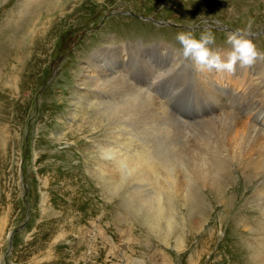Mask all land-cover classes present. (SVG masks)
<instances>
[{"label":"rangeland","instance_id":"rangeland-1","mask_svg":"<svg viewBox=\"0 0 264 264\" xmlns=\"http://www.w3.org/2000/svg\"><path fill=\"white\" fill-rule=\"evenodd\" d=\"M48 1L0 0V264H256L264 257V199L255 193L264 191V177L246 179L232 164L228 199L236 196L235 201L224 203L197 188L205 194V206L199 213L176 204V231L166 239L152 233L155 228L149 229L144 221L142 199L148 188L137 189L129 179L122 185L110 183L113 194L106 190L107 183L96 176L95 159L100 160L102 146L122 138L112 140L107 134V128L115 126L113 119L98 115L97 105L102 96L121 109L128 107L126 98L144 99L141 91L123 83L100 93L93 63L100 52L122 50L120 59H125L128 46L144 50L143 64L136 62L139 67L127 69L126 76L178 119L193 122L185 125V142L193 149L198 132L210 136L214 126L209 118L201 123L204 109L193 92H185L191 90V77L180 74L198 71L190 60L179 57L176 36L184 32L198 38L209 31L216 38L212 51L226 59L231 50L227 33L245 29L264 54V0H56L55 11L47 10ZM161 51L181 61L179 75L171 73ZM200 72L217 93H225L224 99L234 100L257 87L254 77L258 72L264 75V60L248 69L238 64L235 74ZM138 75L143 81L152 77L161 82L146 88L147 83L136 81ZM233 100L228 106L238 109ZM130 115L132 122L119 121L125 131L132 130L137 145L146 147L140 140L155 137L180 141L175 120L169 118L162 126ZM213 115L218 123L223 108L216 107ZM251 118L241 112L230 138L237 142ZM150 125L166 127L167 132L153 136L146 131ZM257 134L261 138L246 149L247 156H257L264 142V132Z\"/></svg>","mask_w":264,"mask_h":264},{"label":"bare ground","instance_id":"bare-ground-1","mask_svg":"<svg viewBox=\"0 0 264 264\" xmlns=\"http://www.w3.org/2000/svg\"><path fill=\"white\" fill-rule=\"evenodd\" d=\"M55 1L56 0L48 1V11L53 10L55 4H57ZM39 3L41 4L42 2L40 1ZM29 6L30 4L28 7ZM46 6L47 4L45 7ZM154 48L159 47L154 46ZM148 50V52H152L153 49L150 48ZM143 51L144 50L139 49V47L128 46V49L126 50L127 58L125 59L123 56L120 59V54L123 52L122 50L114 49V51L110 50L105 53H99L97 50L95 51L99 53L100 56L99 61L93 63L98 72V91L100 93L101 89L110 85L121 86L123 83L124 86L137 88L141 91L144 99L142 102H134L133 100L126 98L123 103H127L128 107L121 109L117 105H110L103 100V96L101 97L102 103L97 105V114L103 115L106 119H113L115 126L113 128H107V134L111 135L112 140L122 138V141L114 144L109 141L107 146L101 147L100 150L102 151V156L100 160L95 159V173L103 185L107 183L106 190L112 194L114 193V188L111 187L110 183L122 185L121 182L129 179L131 181L133 180L137 189L140 187L148 188L144 191L145 195L144 199H142V203L146 204L144 207L145 209L143 210L144 214H146L144 216V221L149 229L152 230L151 227L155 228L154 231L152 230V233L154 232L155 235L157 234L159 237L161 236L160 238L163 237L166 239L172 232L176 231L174 214L179 208L176 209V204L184 203L185 205H189L190 210L193 212H195V210L199 212L201 207L205 206V194L201 190L197 191V188H205L203 191L212 192L214 197H217L224 203H233L236 196L228 199V194H230L232 186V181L229 182V169L232 164L237 166L236 168L239 173L243 177H246V179H251L253 176L264 177V142L259 144L257 156H247L246 154V149L253 146L255 141L261 138V135L257 133L264 132V124L260 122V118L264 117V115L261 116L264 112V103H262L264 102V75L261 76V72L256 73L254 80L259 83H257L256 88H252L251 91L249 90L247 96L243 98L234 97V100H236L235 103H238V105H236L238 109H235L232 105L228 106L229 99L230 102L233 99H231V97L229 99H224L226 96L225 93H217L215 90L216 88L213 85L214 83L211 84L207 78L203 79V73L200 72L199 74L198 71L197 74H194L193 72H188L186 70L180 74L181 71H179L177 67L182 66L181 61H178L175 55L161 51V55L166 54L170 62L169 67L171 73L176 72L175 76L180 74L182 77H191V87H189L191 90L186 88L185 92H188L189 94L193 92L196 99H198V105L200 103L199 106H202L204 109L206 117L201 120V123L207 122L206 119L209 118L208 123L214 126V132L210 136L198 132L194 141L195 145H191L193 147V149H191L187 145V141L185 142L188 128L185 125H189L193 122H184L178 119L169 109H167L166 105L161 103L162 101H153V95L148 90L134 85V83L126 76L127 69L131 68L133 69L132 71H135L134 69L139 67L136 66V62H142L139 64H143L145 58L143 56L141 57ZM127 59L128 61L125 63V60ZM149 59L152 58L150 57ZM129 61L131 64L127 66ZM103 62H106L104 68H102ZM158 69H161L162 71L163 66L160 65ZM121 70H123V72ZM151 70L152 69H150V73L154 72ZM159 71L160 70H158V72ZM158 72L155 73L157 78H159L160 75ZM132 73L134 76V72ZM5 74L7 73H4V75ZM151 79L153 78L150 77L147 81H143L138 75V79L135 80H140L138 81L140 84L147 83L144 85L148 86ZM155 79L156 78H154V80ZM160 82L161 80L159 79L158 82L155 81L154 85H158ZM106 83H108V85ZM180 84L183 86L181 82ZM110 89L113 91L112 87ZM258 102H261V104ZM257 105H262V108L258 109ZM216 107L223 108V115H220L222 119L219 120L218 123H216V118L214 119L213 115ZM255 109H258L256 113L253 112ZM131 112L138 114L147 122V124L154 123L167 126L169 118L175 120L176 124L180 127V141L177 142L176 138L170 140L163 137H155L152 139H144V141L140 140L146 145V147L137 145L136 141L131 138V136H133L132 130L129 132L125 131L127 129L121 126V122L119 121V119H124L127 122H132L134 119L130 115ZM241 112L251 115L253 119L251 118L252 120L249 122V127L245 124V133L242 137H239L236 142L230 137ZM90 129L93 133L96 130L93 129V126ZM146 131L153 136H156L155 133L163 134L167 132V129L166 127L159 128L156 127V125H150ZM78 134L79 133H77V135ZM211 136L215 142V146L210 138ZM131 146H133L135 150L130 151L127 149ZM149 152L153 157L150 156ZM167 152L169 155H166ZM234 190L239 192V194L242 193L240 189L234 188ZM232 193L233 195H236L235 192ZM263 196V190L255 193L256 198L263 200ZM239 211H241L240 208L238 209V212ZM262 241H264V239ZM263 261L264 257L255 260V263L264 264Z\"/></svg>","mask_w":264,"mask_h":264},{"label":"clouds","instance_id":"clouds-1","mask_svg":"<svg viewBox=\"0 0 264 264\" xmlns=\"http://www.w3.org/2000/svg\"><path fill=\"white\" fill-rule=\"evenodd\" d=\"M250 28L251 22L248 25V29ZM248 35L249 31L245 29L228 32L226 44L230 46L231 50L227 52L226 59H222L221 55L213 52L210 47L215 44L216 40L211 32H202L198 38L191 33L181 32L176 36V40L181 46L178 55L181 60H190L197 71L216 70L217 72L235 74L238 64L241 69H248L258 59L264 60V54L257 50ZM154 84L153 78L146 88H150Z\"/></svg>","mask_w":264,"mask_h":264}]
</instances>
